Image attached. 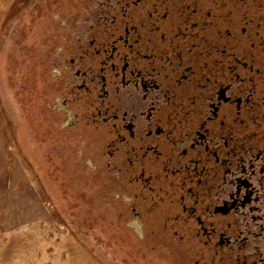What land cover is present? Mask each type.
I'll return each mask as SVG.
<instances>
[{
    "label": "flooded vegetation",
    "instance_id": "flooded-vegetation-1",
    "mask_svg": "<svg viewBox=\"0 0 264 264\" xmlns=\"http://www.w3.org/2000/svg\"><path fill=\"white\" fill-rule=\"evenodd\" d=\"M81 4L53 37L51 140L124 175L120 220L170 226L178 264H264V0Z\"/></svg>",
    "mask_w": 264,
    "mask_h": 264
},
{
    "label": "rangeland",
    "instance_id": "rangeland-1",
    "mask_svg": "<svg viewBox=\"0 0 264 264\" xmlns=\"http://www.w3.org/2000/svg\"><path fill=\"white\" fill-rule=\"evenodd\" d=\"M82 2L0 0V264H178L170 226L163 240L140 238L120 220L112 190L124 175L78 172L86 164L57 130L51 140L53 37Z\"/></svg>",
    "mask_w": 264,
    "mask_h": 264
}]
</instances>
